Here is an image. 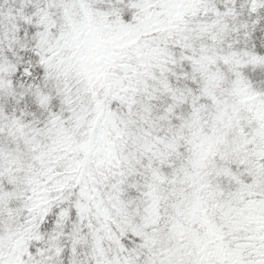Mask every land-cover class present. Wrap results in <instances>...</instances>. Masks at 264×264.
Listing matches in <instances>:
<instances>
[{
	"label": "snow or ice",
	"instance_id": "6c2138e0",
	"mask_svg": "<svg viewBox=\"0 0 264 264\" xmlns=\"http://www.w3.org/2000/svg\"><path fill=\"white\" fill-rule=\"evenodd\" d=\"M0 264H264V0H0Z\"/></svg>",
	"mask_w": 264,
	"mask_h": 264
}]
</instances>
